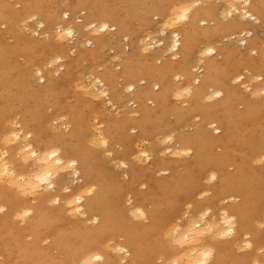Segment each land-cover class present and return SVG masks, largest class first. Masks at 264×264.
<instances>
[{"label":"bare ground","instance_id":"bare-ground-1","mask_svg":"<svg viewBox=\"0 0 264 264\" xmlns=\"http://www.w3.org/2000/svg\"><path fill=\"white\" fill-rule=\"evenodd\" d=\"M13 1L6 4L0 0V24L6 25L7 32L14 31V24L20 25L26 18L33 19L36 15L39 19L32 21H36L37 27L43 24L45 31L52 29V36L56 40L57 26L63 32L70 23L81 32H87L84 28L89 24L95 23L99 28L107 23L109 27L112 26L110 28L115 31L118 40L136 31L133 23H139V29L144 31L161 23L158 25L161 26L158 29L161 37L159 40L152 39L148 32L137 37L139 56L128 54L122 58L118 70H107L102 74L108 81L105 91L114 97L120 96L119 87L126 91L129 85H133V92H126L134 106L121 119L104 117V127L96 130V124L90 127L77 110V101L72 105L64 104L67 92L62 82L68 80V75L64 73L58 79L50 75L48 66L60 61L62 56L49 57L32 41L27 44H21L19 40L13 44L4 43L5 33L0 32V131L4 130L2 126L5 120L18 116L24 130L33 133L31 143L37 147H60L65 160L76 159L79 162L78 178L61 174L55 180L54 189L48 192L37 190L34 198L25 199L15 190L0 187V205L7 208L6 213H0V257L4 258L3 264H72L74 250L80 254L92 249L100 251V245L108 239L115 240L131 253L125 264H152L157 255L167 257L179 253V249H170L158 237L167 225L183 213L185 205H193L191 214L195 216L205 208H211L213 213L218 212L222 201L221 206L228 210L224 218L235 216L236 227L231 238L215 242L205 240L216 250L211 264H252L254 258L264 264V255H256V250L264 247V229L257 228V222H264V163L258 166L253 164L258 157L264 156V96L252 99L250 94L232 84L238 74L245 75L246 82L264 74V42L245 41V36L255 34L256 30L252 28V34L251 27L258 23L240 19V15H243L241 10L247 7L249 11L255 9L253 15L259 13L257 19L264 24V0H250V5H245L244 0H223L226 6L222 9V4L218 10L203 2L196 4V0ZM16 3L20 5L16 12L20 17H14L9 10ZM185 6L192 9L187 13V19L174 30L163 28L162 24L171 9L177 7L180 10ZM76 8L84 10L80 23L72 20L64 23L65 26L61 25L65 20L60 21L63 14ZM59 9H63L62 13ZM233 9L236 12L228 17ZM156 16L159 17L158 24L151 21ZM201 19L208 21L203 28L199 26ZM247 26H251V31ZM173 31L181 33V46L176 50L179 58L174 62L171 61L174 54L171 47ZM105 34L92 35L95 49L90 51L94 52L83 55L88 54L91 58L90 55H95L97 50L113 43L109 41L111 37L108 33L106 35L110 38ZM218 38L235 41L232 45L218 47L214 45L216 40L220 41ZM241 41L245 43L241 44ZM44 46L50 51L56 48L62 50L49 42H45ZM209 46L216 49L215 53L204 58V64L192 72L201 59L200 52ZM241 46L243 51L240 50ZM147 49L151 51L149 59L144 56ZM253 49L255 55L251 54ZM19 51L25 59L23 68L14 60ZM42 68L45 70V80L41 73L39 79L42 84L33 83L30 74L34 72L36 75ZM176 74L183 75L184 79L173 82ZM198 76H202L199 85L191 88L187 106L182 107L172 98V94L191 85ZM97 78L100 77L88 76L89 83L98 89L101 85ZM154 84H159L160 89L154 91ZM218 88L225 92L224 97L203 102ZM261 89H264V83L252 84V91ZM92 95L99 96L94 92ZM149 99L154 101L155 107L147 103ZM239 105H244V108L237 111ZM45 108L50 110V115L45 113ZM136 113L138 115H134ZM60 117L67 119L58 127L56 119ZM50 121H56L55 125L51 124L53 129H58L55 134L47 130ZM212 123H215L218 132L209 128ZM67 124H71V128L65 132L61 127L64 129ZM86 128L88 132L84 131ZM134 128L137 134L132 135L129 129L132 131ZM170 134L174 135V139L167 145H161L157 140ZM92 138L98 145L101 138L105 139L107 147H90ZM138 140L147 142L154 154L151 168L138 164L134 159L140 152H146L144 148H138ZM115 145L117 149L108 161H113V169L118 168L114 170L119 176L106 169L101 156L103 152L113 150ZM184 148L191 149L189 156L176 158L161 155L166 150ZM8 151L14 153L15 149ZM8 159L12 160V156ZM121 162L127 166L121 167ZM13 164L17 173L29 170L15 161ZM159 172L167 175L162 176ZM212 172L217 174V178L208 184L206 181ZM66 185L71 190L62 199L70 198L86 186H98L97 192L82 204L86 216L80 220L64 214L63 200L60 208L47 207V201L53 195H60L61 188ZM205 191L211 194L205 200L198 199ZM233 196L239 198L238 203L227 202L228 197ZM33 200H36V204L31 203ZM26 211H31V215L24 219V226L18 229L8 224L10 219L23 217ZM142 212L148 216L146 225L140 219ZM98 215L103 218L104 227L84 223L85 219ZM245 234L252 249L237 252L236 247L243 245ZM25 237L28 239L24 240ZM48 239V246H40ZM52 251L57 254L54 255ZM101 254L103 259L94 264H120L125 256V253L112 255L102 251Z\"/></svg>","mask_w":264,"mask_h":264},{"label":"clouds","instance_id":"clouds-1","mask_svg":"<svg viewBox=\"0 0 264 264\" xmlns=\"http://www.w3.org/2000/svg\"><path fill=\"white\" fill-rule=\"evenodd\" d=\"M201 2L207 4L210 0H196V4ZM245 5H250V0H244ZM195 7V5H193ZM191 8L185 6L183 9L178 10L177 7H174L170 10V14L167 16L166 20L162 24L163 28L168 30L176 29L179 24L187 19V13L191 12ZM252 11H249L247 7L241 10L243 15H240L242 21L246 20H255L259 23L257 15H253ZM233 12H236V9H233L232 12L228 13V17L233 15ZM83 15V12L81 13ZM239 14V13H237ZM68 13L63 14V19L67 20ZM76 23L79 24L80 20L77 19ZM208 23L207 20L201 19L199 26L203 28ZM6 25H0V28H4ZM42 28L43 25L41 24ZM89 29H95L91 35H100L106 31H111L112 29L108 26L107 23L101 24L99 28L96 27L95 23L89 24L84 28V31ZM57 40L58 42H63L66 38L71 37L75 34V30L71 24L66 27L63 32L60 31V27L56 28ZM37 35V33H33ZM172 52L171 61H176L179 58V53L177 49L181 46V33L173 31L172 32ZM245 43L241 41V44ZM91 41H87L85 46H89ZM146 51V49H144ZM216 51L215 48L209 46L200 52V57L197 65L192 68V72H196L201 64H204V58L209 57L214 54ZM252 55H255L256 52L253 49ZM114 60H118L119 57H114ZM159 63V61H157ZM118 70V68L116 69ZM40 77L41 72L36 74ZM202 76L195 77L192 80V84L184 87L183 89L177 90L172 94V98L177 101L182 107L187 106V97L190 94L191 88L193 86H198ZM184 76L181 74H176L173 76L174 81L183 80ZM98 83L103 88V84L99 78H97ZM264 80V76L256 75L251 78L250 81H245V75L240 74L232 80V84L238 85L244 93L250 94L252 99H259L264 96V89L260 91H252V84L261 82ZM242 81H244L242 83ZM143 83V81H141ZM79 87V86H78ZM133 85H129L126 88V91L129 93L133 92ZM159 88L158 84L153 85V90L157 91ZM87 94L88 90L83 89ZM100 96L106 97L108 93L106 91H100ZM225 96V92L218 88L212 95L205 97L203 102H211L213 100H218L221 97ZM110 103V101H109ZM149 105L155 107L154 101L149 99L147 100ZM244 105H239L237 111L243 109ZM138 115V113L134 114ZM60 119H67V117H60ZM198 119V118H197ZM55 121L51 122L49 125V130L55 134L58 129H53L51 124H54ZM3 131H0V187H6L9 191L15 190L16 193L25 199L34 198L37 196V190L43 189L44 192H48L55 188V180L61 174H69L73 179L79 177V162L76 159L65 160L62 155V149L60 147H48L45 148L43 145L37 147L31 143L33 133L30 131H25L19 122V117H13L11 119L5 120L3 123ZM102 127V126H101ZM71 128V124H67L64 127V131L67 132ZM209 128L214 129L218 132L219 129H216L215 123L209 125ZM134 131V130H133ZM174 135L170 134L164 138H157L161 145H167L170 141H173ZM92 148L97 147H107V141L101 138L100 145H98L94 138L89 145ZM14 148V153H10L8 150ZM191 154L190 148H184L180 150H166L162 152L161 155H171L172 157L181 158L186 157ZM12 156V160L8 159L9 156ZM106 155H111L110 152ZM140 157H147L145 160H141ZM151 157L147 152H140L137 156H134L138 164L146 163ZM19 163L29 170L26 173H17L14 169V164ZM264 163V156L258 157L253 161L254 165H259ZM121 167H126L127 165L123 162L120 163ZM231 170V167L230 169ZM217 178V174L212 172L209 174V178L206 183L211 184ZM143 187V186H142ZM69 186H64L61 188L60 195H53L47 201V207L49 209H57L61 207L62 200L64 214L70 216L72 219H82L86 216V213L82 209V204L88 200L89 197H92L98 190L97 185H90L84 187L82 190L78 191L68 199H62V196L70 192ZM211 193L205 191L200 194L198 199L205 200ZM33 202H35L33 200ZM227 202H239L238 197H228ZM220 204V210L216 213H213L211 208H205L201 212L197 213L195 216L191 214V209L193 205L188 203L185 205L183 213L172 223L167 225L163 231L159 233L158 239L164 241L168 244L170 249H179L178 254L169 255L165 257L163 254L155 256L152 264H211L212 259L215 257V248L211 244L205 243L206 239H210L215 242L217 240H223L226 238H231V235L234 234V229L236 224L234 221L236 217L229 215L227 219L224 218L228 210ZM75 205V206H74ZM6 209L3 205H0V213L5 212ZM31 215V211H26L23 214V217H16L21 219L23 224L24 219ZM141 221L144 225L148 224V216L146 213L141 214ZM139 222V221H138ZM85 224L91 225L92 227H104L101 222L100 216H93L91 219H85ZM227 226L226 228L222 227ZM257 228L264 229V222H257ZM121 241L123 238H120ZM252 249V244L248 240V235L245 234L244 242L242 246H237V252L250 251ZM101 251L104 253H111L116 255L118 253H125L124 259L120 261V264H125V261L131 256V253L128 252L126 247L117 244L115 240L108 239L100 245V251L92 249L86 253L80 254L78 251H73L72 254V264H94L96 261H101L103 256ZM257 256L264 255V247L258 248L256 250ZM3 257H0V264H3ZM252 264H260V261L257 259L252 260Z\"/></svg>","mask_w":264,"mask_h":264},{"label":"rangeland","instance_id":"rangeland-1","mask_svg":"<svg viewBox=\"0 0 264 264\" xmlns=\"http://www.w3.org/2000/svg\"><path fill=\"white\" fill-rule=\"evenodd\" d=\"M3 1L6 4H7V2H10V3L14 2L13 0H3ZM212 1L214 3H212ZM222 4H223V7H222ZM224 4H226V2L223 0H210V4L208 2L207 4H204V5L215 7L218 10L221 7H222V9L225 8L226 5H224ZM235 6H236V2H235ZM19 7H20V5L17 3L10 6L9 10L12 12L14 17H16V16L20 17V15L16 14V12L19 10L18 9ZM79 9H80V11H79ZM73 10H74V13H73ZM73 10H72V12L69 11L70 14H69V12H67L68 13L67 20H64L61 25L65 26L64 23L70 22L72 20L74 21V23H76L75 21L77 19H79V20L82 19V16H84V14L82 15L81 13L84 12V10L82 8H76ZM59 11L62 13L63 9H59ZM35 16L33 18L34 20H36V18L39 19L37 16L36 17ZM33 19L32 18H26L23 22H20V25L14 24V31H12V32H7L6 27H4L5 29L0 28V32L5 33L3 41H4V43H7V44H13V43H15L16 40L17 41L19 40L21 44H27L28 41H32V42L36 43L38 45L37 47L41 48L42 51L44 50L45 51L44 54L48 55L49 57H56V56H59V57L62 56L63 57V58L61 57L60 61L53 62V65L48 66V69L51 70L50 75L52 77L57 78V79L61 78L64 73H66L68 75V80L67 81L65 80L62 82V85L65 84L64 88L66 89V92H67L66 96H64V104L65 105H72L73 103H75V101H77L76 102V105L78 108L77 110H79L81 115H83L85 117V122H88L90 124V127H92L94 124H96V126H95V128L97 127L96 130H99L100 128L102 129L104 127V124L102 123L103 121H105L104 117L111 116V117H114L116 119H119V118L121 119L128 112L127 110H131L133 108L134 105H131L132 103H131V101H129L130 96H128L127 92L125 90H123V88H121V87H119V90H120V94H119L120 96L119 97L118 96L114 97L111 94H108L106 97L100 96V94H99L100 89H102L103 91H105V89H106V91H107V88L105 86H107V84H108V81L104 79L102 74L104 72H106L107 70H115L116 71V69L120 66L119 63L121 62L122 58L126 57L128 54H131L132 56H139L140 53L137 54V52L140 51V49L137 48L138 47L137 44H138V40H139L138 38H140L142 35L146 34L147 32L150 33L149 35L152 39L156 38L157 40H159L161 37L159 30H158L161 27V26L159 27L158 25H161V23L160 24L157 23V22H159L158 21L159 17H157V16L154 18L152 17L151 21L154 24L156 22V24H158V25H153L152 28H149L145 31L139 29V26H138L139 23H133V25H134L133 27L137 28V29L134 33L128 34L127 38H124L125 40L124 39L121 40L120 38H119V40H118V38L116 39L115 31H113V30H111L110 32L106 31L105 33L106 34L108 33L107 35H109L111 38L108 37L106 34L105 35L108 38H110L109 41H111L113 43L107 44L106 46L97 50L95 55H90L91 58L89 57L88 54H89V52L93 53L94 51L93 50L90 51V49H95V46H94L93 41H92V35L90 34V32L92 33L91 30H88L87 32H81V31H77L76 28L73 27L75 30V34L71 37L66 38L63 42L59 43L52 36L53 35L52 29H50V31H48V30L45 31V29L43 28L45 26L43 24H42L43 29L40 27H37L36 26L37 24L34 23L36 21H32ZM62 20H63V17L60 21H62ZM24 24L26 25L25 28L23 27V26H25ZM70 24L72 25V23H70ZM0 25H3V24H0ZM110 27H112V26H110ZM250 27L247 26V28L249 30H250ZM252 28L254 31L256 30L255 34L253 33L254 31L252 30ZM153 29H154V31H153ZM156 30H158V31H156ZM251 30H252V34H254V35H251L250 37L245 36V41L248 42L251 40H254V41L259 40V41L264 42V24L263 23L259 22L258 24H256V26L251 27ZM34 32L37 33V35L34 36L33 35ZM112 36H114V37H112ZM85 37L87 38V40L85 39ZM239 37H241V36H239ZM108 38H107V40H108ZM111 39H114L116 41V43H114L115 41H113ZM88 40L92 41V42L89 46H85L86 42ZM127 40H128V42H127ZM218 40H220V41L216 40V42L214 44L218 47L223 46L225 44L232 45V44H234V41H235V39H233V40H228V42H227L226 39L221 40L220 38H218ZM45 42H49L50 44H54L55 47L60 46L62 48V50L59 51L56 48V49L50 51L49 49H47L44 46ZM217 42H218V44H217ZM58 44H60V45H58ZM62 44H63V46H62ZM65 46H67V47H65ZM132 49H134L135 51L137 50V51L135 52ZM240 50L243 51L242 46L240 47ZM86 52H88V54L83 55V53H86ZM149 52H151V51L147 49V52L144 55L145 57H147L146 59H149L151 57V55H149L150 54ZM21 53L22 52H20V51L17 52L15 54L17 56H16V58H14V60L20 67L23 68V63H24L25 59L23 56H21ZM238 54L240 55V52ZM147 55H149V56H147ZM69 56H71V57H69ZM114 57H119V59L114 60L113 59ZM33 73L30 74L32 82L35 84L41 83V80L39 79V77L37 75H35V73L34 74ZM41 73H42L43 79L45 80L44 68H42ZM90 74L92 75V77L90 76ZM88 76H89V78L100 77L99 79L102 80L104 87L103 88L100 87L98 89L95 88L93 83H89L90 81L88 80ZM180 81H182V80H180ZM173 82L177 83V81H173ZM60 83H61V81H60ZM83 89H87L88 93L86 94L83 91ZM90 89H92V90H90ZM92 91L94 93H98L99 96L95 97L94 96L95 94L92 95V93H93ZM108 98H109V100H108ZM109 101H110V103H109ZM114 103H115V106H113ZM118 104H120L119 108L117 107ZM122 104L124 105V107H122ZM44 111L48 115L51 114L50 110H48L47 108H45ZM56 121H57V124L59 127L60 123H62L65 120L57 118ZM51 122H53V121H50L49 123H51ZM52 125H55V123ZM61 128L63 130V126ZM48 129H49V126L47 127V130ZM84 131L88 132V129L86 128ZM129 132L132 135L137 134V129L134 128V131L133 130L130 131V129H129ZM146 143L147 142L144 143L141 140L137 141V144L139 146L138 148H141V150H143V148H144V151H146L147 153L149 152L150 157H151L143 165L151 168L152 163L154 161V154H152V152L149 150L148 144L146 145ZM112 149L113 150L110 151V153H111L110 156L106 155V153H108V152H105V153L103 152L101 154V156L104 159V166L106 167V169L109 171H112L117 176H119V174L114 170L115 168L116 169H118V168L115 167L113 169V165H112L113 161H108V159L112 158V155H114L113 153L117 149V145H115ZM141 159L143 160V158H141ZM160 174L162 176L167 175V174H165V172H161ZM124 179H126V177ZM140 189H143V188H140ZM31 203L36 204V200H35V202L31 201ZM0 204H1V202H0ZM5 209L7 211L6 207H5ZM6 211L3 213H6ZM78 220H80V219H78ZM23 223L24 224H22L21 221H19L17 218L16 219L15 218L10 219L8 221V224L10 226L16 227L18 229L20 226L25 225V222H23ZM26 239H28V238L25 237L24 240H26ZM49 240L50 239H48L47 241L45 240V241L41 242L40 246H48V244L50 243ZM52 253L54 255L57 254L55 251H52Z\"/></svg>","mask_w":264,"mask_h":264},{"label":"snow or ice","instance_id":"snow-or-ice-1","mask_svg":"<svg viewBox=\"0 0 264 264\" xmlns=\"http://www.w3.org/2000/svg\"><path fill=\"white\" fill-rule=\"evenodd\" d=\"M253 21H255V20H253ZM199 23H200V21H199ZM108 26H109V24H108ZM237 76H239V74H238ZM260 76H264V74H261ZM261 83H264V80H262ZM158 85H159V84H158ZM158 89H160V85H159V88H158ZM100 219H101V222H102L103 218L100 217Z\"/></svg>","mask_w":264,"mask_h":264}]
</instances>
